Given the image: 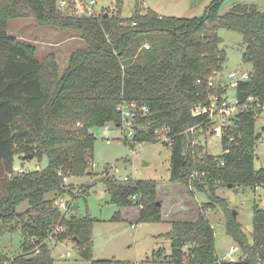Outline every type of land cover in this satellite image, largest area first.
Here are the masks:
<instances>
[{
	"label": "trees",
	"instance_id": "1",
	"mask_svg": "<svg viewBox=\"0 0 264 264\" xmlns=\"http://www.w3.org/2000/svg\"><path fill=\"white\" fill-rule=\"evenodd\" d=\"M140 2L144 5L136 0L130 17L122 16L119 4L116 12L80 17L61 10L59 0H0V234L20 229L25 237L21 253L10 257L0 252V264H53L51 248L44 241L56 225L63 229L52 238L72 237L81 257L91 264H129L95 259L91 247L95 219L67 215L55 204L68 188L62 181L64 173L83 176L93 164L92 129L110 123L122 127L125 104L149 108L147 113L137 111L132 146L159 142L157 131L165 128L171 148L170 181L211 192L221 184H264V167L254 166L262 137L257 130L261 111L255 106L235 118L232 142L229 135L223 137L228 153L211 154L204 150L200 134L196 141L197 135L185 132L201 122L205 127L210 124L208 113L193 114L195 107L208 105L215 90L232 89L222 73L226 50L221 47L220 28L243 35L244 62L252 65L250 79L233 91L242 100L255 96L264 103V10L238 3L222 13L224 0H213L202 16L188 18L161 15ZM20 17H33L62 32L76 31L87 45L71 53L61 73L54 53L42 61L35 44L9 33L10 20ZM212 76L219 77L216 89L209 86ZM28 154L40 161L47 156L48 165L16 171L15 155L23 159ZM195 170L205 171L207 181L190 179ZM124 178L103 177L111 201L120 208L139 206V221H162L158 182ZM52 190L56 194L48 199ZM189 192L194 194V189ZM24 201L28 209L21 212L18 207ZM68 205L71 211L73 205ZM211 207L204 202L195 219L169 221L172 264H264V209L254 207L251 240L234 214H227V232L240 250L231 261L217 255L215 229L207 217ZM24 216L28 218L21 225ZM112 220H122L121 213Z\"/></svg>",
	"mask_w": 264,
	"mask_h": 264
},
{
	"label": "rangeland",
	"instance_id": "2",
	"mask_svg": "<svg viewBox=\"0 0 264 264\" xmlns=\"http://www.w3.org/2000/svg\"><path fill=\"white\" fill-rule=\"evenodd\" d=\"M213 0H145V9H152L161 15L178 17H200ZM97 8L108 12H116L111 6L120 5L123 17H130L135 10L136 0H97ZM238 3L255 4L264 10V0H224L221 12H227ZM118 13V12H117ZM9 33L20 41H27L37 46V57L44 61L48 55L54 53L61 73L65 72L69 57L73 51L85 47L86 42L76 31L62 32L54 27L42 26L33 17L14 18L9 22ZM218 35L222 39L221 47L226 50V61L223 64L224 80L227 81L228 72L251 71L252 65L244 62L243 35L240 32L220 28ZM220 75V73H219ZM229 96H234V91L229 90ZM130 111L128 105L124 107L125 119H130L126 114ZM164 129L157 131L159 142L130 143L133 138L127 136V127H115L110 123L107 131L104 126L95 127L92 132L96 136L94 143V161L83 176H73L64 173L62 181L68 186L64 199L73 205L67 210V215L74 213L77 216H91L95 219L92 225V252L95 259H121L129 264H172L169 260L171 254V240L167 232L171 230L170 220H193L197 217L198 209L204 202L211 203L207 217L215 229V246L219 258L226 259L227 253L237 247V243L228 234L226 229L227 214L236 212L237 221L244 228L246 235L252 239L254 207L258 205L264 209V184L252 186L240 184L229 187L227 184L218 183L211 192L208 188L200 191L192 185L186 186L180 182L169 180L171 148L166 144L169 139ZM257 130L262 137L257 145L255 168L264 167V115L257 118ZM111 140L108 142L107 140ZM126 139V141H125ZM200 142L204 150L221 155L224 151L223 139L218 134L202 136ZM15 167L25 171L40 170L48 165V158L44 156L40 161L37 157L22 159L15 155ZM115 175L123 180L128 175L134 179H153L158 182L157 199L162 203L163 219L159 222L139 221V206L120 208L112 202L103 177ZM66 177V179H64ZM207 181L206 177H202ZM202 182V181H201ZM218 183V184H217ZM194 189V194L189 192ZM55 191L46 194L48 199L55 196ZM211 195V196H210ZM77 205V208L74 206ZM227 206V212L225 209ZM28 209V201H24L18 210L24 212ZM120 212L122 220H112ZM28 216L21 218V225ZM63 226L56 225L53 232L44 242L51 248L54 259L53 264H91L79 253L78 246L72 237L60 240L52 238L55 232H60ZM51 238V239H50ZM30 240V237L27 238ZM25 237L21 230L5 231L0 234V252L14 257L21 253ZM238 248V247H237ZM37 252V251H36ZM67 252L71 254L68 255ZM67 254V255H66ZM240 255L238 250L233 257ZM7 264V263H6Z\"/></svg>",
	"mask_w": 264,
	"mask_h": 264
},
{
	"label": "built area",
	"instance_id": "3",
	"mask_svg": "<svg viewBox=\"0 0 264 264\" xmlns=\"http://www.w3.org/2000/svg\"><path fill=\"white\" fill-rule=\"evenodd\" d=\"M145 2V0H143ZM98 2L97 0H59V8L69 13H75L80 17H96L99 16L103 10L97 8ZM115 6H111L112 10H115ZM144 47L149 48V43H145ZM213 77V76H212ZM219 77H213L209 81V86L212 89H216V83L218 82ZM228 81L225 83L232 88L231 90H235L241 81H246L250 79V71H243L238 72L237 70H231L228 72L227 75ZM210 103L208 105H199L194 108L193 114L200 115L202 113H208V119L210 124L206 127L201 122L197 125L191 126L185 130L186 133L190 135H197L196 141L199 139V135L207 136L208 134H218L222 137L225 135H229V141L232 142L234 137L231 134L233 129L235 118L247 109L251 107L258 108L261 113L259 116L264 115V103L261 102L255 96H249L246 99L242 100L240 97L237 96L236 92H234V96L230 98L229 92H218L214 91L209 95ZM127 104L122 106L123 110V120H122V127H127V136L133 137L136 134L135 129V117L137 116V111H141L142 113H147L149 108L147 106L138 107L136 102H132L128 104L130 111H127L126 114L130 117V119H125L124 117V107ZM258 116V117H259ZM80 124V122L78 123ZM105 129L108 131L110 129V124H106ZM201 138V137H200ZM111 142V140H107ZM229 149L224 147V153H228ZM16 171L22 172L23 169H19L14 167ZM205 171H198L195 170L191 174L190 179H195L197 177H205ZM66 179V177H64ZM125 180L132 179L129 176H125ZM55 204L58 205L63 210L67 211L69 209L68 202L65 201L64 196H59L55 200ZM238 251L237 247H233L228 253L227 257L230 258L231 261H235L237 258L233 257V255ZM70 255V252H67ZM66 254V255H67Z\"/></svg>",
	"mask_w": 264,
	"mask_h": 264
},
{
	"label": "water",
	"instance_id": "4",
	"mask_svg": "<svg viewBox=\"0 0 264 264\" xmlns=\"http://www.w3.org/2000/svg\"><path fill=\"white\" fill-rule=\"evenodd\" d=\"M32 157H33V154H28V155H24V156H23V159H31ZM228 186H229V187H233V184H229ZM158 203L160 204V202H158ZM74 207L77 208V205H75ZM233 214H234V216L237 215L236 212H233Z\"/></svg>",
	"mask_w": 264,
	"mask_h": 264
},
{
	"label": "crops",
	"instance_id": "5",
	"mask_svg": "<svg viewBox=\"0 0 264 264\" xmlns=\"http://www.w3.org/2000/svg\"><path fill=\"white\" fill-rule=\"evenodd\" d=\"M164 220V219H163Z\"/></svg>",
	"mask_w": 264,
	"mask_h": 264
}]
</instances>
